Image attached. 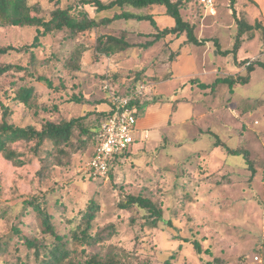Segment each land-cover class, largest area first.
Listing matches in <instances>:
<instances>
[{
    "label": "rangeland",
    "instance_id": "374dc122",
    "mask_svg": "<svg viewBox=\"0 0 264 264\" xmlns=\"http://www.w3.org/2000/svg\"><path fill=\"white\" fill-rule=\"evenodd\" d=\"M37 1L33 13L49 17L55 8L54 2ZM216 1V14H211L197 0L182 11L184 18L196 25L197 36L210 39L213 52H217L216 41L222 49L233 48L238 31L229 0ZM74 2L80 3V0H64L62 4ZM83 8L97 19L121 11L119 7L100 12L92 5ZM127 9L153 14L161 28L175 22L165 14L163 6H128ZM246 16L260 18L256 7L248 9ZM153 31L150 21L123 19L93 30L86 37L90 49L83 58L85 71L77 74L64 72L63 58H60L63 55L60 52L72 43L62 44V33L44 38L43 46L35 51L39 60L32 70L36 76L50 78L53 87L32 80L37 91V113L14 99L15 89L24 84L21 74L9 71L0 75V122L8 107L12 110L9 122L37 128L45 119L79 115L93 108V102L104 101V80L112 72L118 74L116 83L131 81L136 72L143 74L150 68L153 69L148 74L155 75L151 76L153 81L157 79L147 85L145 103L138 109V126L148 131L149 138L134 142L129 154L114 166L109 177L93 180L86 176L85 166L93 153L89 145L72 153L68 164L51 165L41 179L35 174L36 165L21 171L19 177L15 169H7L4 180L8 186L0 189V215L4 216H0V240L3 242L11 236V242L9 251L0 258L1 264H14L18 257L23 264H34L33 256H27L23 235L17 234L14 226L28 236L44 239L47 244L54 238L36 227L34 214L18 211L17 198L35 195H45L55 227L65 235L71 257L76 260L85 262L97 253L103 257L117 255L129 264L142 261L165 264L174 254L172 264H206L210 260L218 264L215 261L218 257L226 264H264L263 40H246L236 55L217 53L214 60L210 55L204 56L203 48L193 43L181 45L182 40L178 39L166 43L170 37L161 39L153 47L129 48L114 57L99 55L93 49L100 33L119 36L125 33L128 41L145 43L151 38L146 34ZM36 32L35 27L0 24V48L31 43ZM29 59V53L0 51V65H27ZM246 59H260L263 64H256L250 80L237 84L233 94L227 83H221L211 92L191 82V79L212 82L215 75L211 71L219 67L230 76L246 75ZM73 92H81L84 102L66 101ZM55 103H60V113L53 109ZM243 110L253 114L242 116L247 125L242 130L238 115ZM218 141L225 146L217 145ZM226 147L248 152L250 161L243 153H228ZM220 167L223 169L218 172ZM208 169L218 172L209 182L207 177L202 178ZM19 190L22 196L16 197ZM141 191L162 200L163 219L157 227L147 219L146 209L136 205L129 209L119 207L129 193L137 195ZM92 200L99 206L92 231L99 233L100 239L92 245L82 244L71 237L70 229ZM193 240H198L201 250ZM207 248L210 253L205 252Z\"/></svg>",
    "mask_w": 264,
    "mask_h": 264
},
{
    "label": "trees",
    "instance_id": "16d2710c",
    "mask_svg": "<svg viewBox=\"0 0 264 264\" xmlns=\"http://www.w3.org/2000/svg\"><path fill=\"white\" fill-rule=\"evenodd\" d=\"M52 1L54 2L55 8L51 10L49 17L46 18L38 13H33V9L38 2L37 0H0L1 25L30 26L35 27L37 31L31 43L22 44L21 46L9 45L0 48V51L4 53L15 51L17 53L30 54L27 65L12 63L0 65V75L9 71H16L21 74L20 78L24 81V84L15 89L14 99L22 103L29 110H34L35 113H37L38 106L35 100L37 91L32 80L37 79L38 81L46 82L49 87H53V81L50 78L44 75L36 76L35 71L32 70L39 60L35 51L43 46V39L47 36H55L62 33V44L72 43L63 52L57 51L61 54L63 53L59 57L63 58L62 67L64 72L68 74H77L85 71L83 58L85 52L90 49L86 43L87 35L93 30L107 27L117 20H147L153 25L155 31L146 34V36L151 38L145 43H131L126 39L125 33L120 36L110 33H100L96 37L93 45L95 53L114 57L131 47L149 48L161 39H167L168 37L170 39H167L166 43L169 44L182 36L185 37V43H193L195 45H203L210 40L208 38L198 37L196 34V25L186 20L182 14V11L187 9L194 0H110L109 2H104L103 0H80V3L74 2L67 6L62 4L64 0ZM197 1L202 5L199 0ZM85 5H92L99 12L115 7H119L121 11L115 13L113 16H104L97 19L89 15L83 8ZM153 5L163 6L165 8V14L174 19V24L161 28L153 14H141L127 9L128 6L143 8ZM239 6V0H229V7L232 10L238 31L235 46L231 49L223 50L219 43L217 41L215 42L217 43V51L220 54L234 53L236 55L246 40L254 39L257 34H260L264 38V23L261 20L251 22L246 16V11L242 10ZM51 61L54 62V60ZM244 64L247 70L246 75L219 76L210 83L201 82L197 79H191V82L197 84L202 89L209 88L211 91H215L219 84L227 83L229 85V91L233 94L237 84L250 80L251 73L255 69L256 64L263 63L260 59H246L244 60ZM143 74L142 71H138L131 81L116 83L118 74L117 72H112L109 78L106 77L104 83L109 81L116 86L117 91L127 93L142 82L149 85L156 81H153L152 77L146 75L145 72ZM26 78L29 79L25 80ZM75 86L73 85V87ZM145 97L146 92L135 103L141 107L145 103ZM66 98V101L80 104L84 102L85 96L81 92H73ZM231 98L230 96L228 100ZM102 102L107 103L108 107L105 109L100 108L99 106ZM93 105V108L86 110L84 113L72 115L69 118L59 116L55 119H45L41 123L40 128L31 124L21 126L9 122L8 118L12 115V110L5 107L3 119L0 122V189L8 186L6 180H4V175L7 174L6 171L10 167L18 172L17 175L19 177L22 176L21 171L36 165L38 168L35 174L41 179L48 172L51 165L68 164L71 154L78 148L89 145L94 151L99 143V128L111 115L112 110L107 96H105L104 101H95ZM43 108L47 111L46 106ZM175 108L176 104H174L173 110ZM53 109H57L55 112L60 113V103H55ZM221 144L225 146V143L221 141L217 142V145ZM226 148L230 154L243 153L247 160L250 161L248 152H242L240 148ZM127 153L128 151L118 155L110 162L107 173L108 177L111 175L114 166L122 163L121 160L127 156ZM208 176L205 175L202 178L206 179ZM14 189L16 190V187ZM18 192L19 194L16 197L22 196V191L19 190ZM44 196L39 197L35 195L31 198L16 199L20 202L18 211L34 214L36 227L44 235L49 234L54 237L47 244L44 242V239L42 240L37 236H28L18 226H14L13 230L17 234L23 235L25 246L28 249L27 256H33L34 264H129L117 255L103 257L97 253L91 255L85 262L73 259L71 257V250L67 247V240L64 239L65 235H61L55 227L53 222L54 216L47 209L45 204L46 197L43 198ZM135 205L148 211L147 219L150 220L153 227H157L159 221L163 219L164 209L162 200L154 199L149 196L147 191H141L137 195L129 193L126 199L119 203L121 209H129ZM11 208L14 209L15 206ZM98 210V204L94 200L90 201L81 218H77V223L70 229V234L73 239L82 244L89 245L99 241V233H93L92 231L94 229L93 221L96 219ZM0 216L4 217L3 215ZM10 238L11 236L8 239L5 238L6 240L4 239L3 242L0 240V258L9 251ZM193 242H195L198 250L202 249L198 240H193ZM205 252L210 253V249H205ZM173 259H175L174 254L165 261V264H172L171 260ZM215 261H218V264L227 263L219 257ZM28 262H30V259ZM14 264H23V261L18 257ZM140 264L155 263L142 261ZM206 264H214V261H207Z\"/></svg>",
    "mask_w": 264,
    "mask_h": 264
},
{
    "label": "built area",
    "instance_id": "2783aa9c",
    "mask_svg": "<svg viewBox=\"0 0 264 264\" xmlns=\"http://www.w3.org/2000/svg\"><path fill=\"white\" fill-rule=\"evenodd\" d=\"M199 1L207 11L216 14V0ZM103 89L112 112L99 128V143L85 166L86 176L93 180L107 175L110 162L129 151L134 142L149 138L148 131L138 127L139 106L135 103L146 92L147 84L142 82L125 93L117 91L116 86L107 81Z\"/></svg>",
    "mask_w": 264,
    "mask_h": 264
},
{
    "label": "crops",
    "instance_id": "0c3cea01",
    "mask_svg": "<svg viewBox=\"0 0 264 264\" xmlns=\"http://www.w3.org/2000/svg\"><path fill=\"white\" fill-rule=\"evenodd\" d=\"M239 7L242 9V7H243V9L242 10H244V11H246V13H247V11H248V9H250L251 7H256L257 8V13H259V16H260V18L259 17H256V18H254V19H249L251 22H253V21H255V20H261L263 23H264V0H239ZM251 6V7H250ZM260 34H257V36L254 38V39H259L260 41L261 40H263V43H264V38H261L260 36H259ZM182 40V41H181ZM178 41H181V45L182 44H186L185 43V37L184 36H182V39H178ZM130 42V41H129ZM131 43H142L141 41H135V42H131ZM210 41H207L205 44H203V45H197V46H200V47H202L203 48V54H204V56L206 55V57H208V55H210L211 56V60H212V57H213V60L215 59V55L218 53V51L217 52H213V48H211L210 47ZM155 44H153L152 46H150V47H153ZM131 48H135V47H131ZM130 48V49H131ZM261 48H262V51H261V53H262V55H264V44H262V46H261ZM223 50H225V49H223ZM214 63H215V61H214ZM150 69H153V68H150ZM150 69H148L145 73L147 74V75H150V76H155V75H151V74H148V71L150 70ZM240 69H244V67L243 66H240ZM211 72H213L212 74L213 75H215V78H217V77H219V76H227V75H229L225 70L224 71H221V68L219 67V68H217V69H213ZM198 81H201V80H199V79H197ZM156 81H157V79H156ZM155 81V82H156ZM201 82H204V81H201ZM197 85V84H196ZM220 85V84H219ZM211 92H213V91H211ZM105 105V103L103 104V107H101V105H100V108H102V109H105L106 107H108V105L106 104V107L104 106ZM227 105V104H226ZM176 109V108H175ZM245 114H250V115H252L253 114V112H246V111H242V113L240 114V115H238V118L242 121V130L243 129H247V125H246V122L245 121H243L241 118H242V116L243 115H245ZM140 126V125H139ZM138 126V127H139ZM141 127V126H140ZM139 127V128H140ZM141 129V128H140ZM142 130V129H141ZM144 130H146V129H144ZM246 132V131H245ZM129 154V151H128V153H127V155ZM263 155H264V151H263ZM261 165L262 166H264V161H262L261 162ZM208 168V167H207ZM221 169H223V167H220V168H218V172L219 171H221ZM263 170H264V168H263ZM218 172H216V173H213L212 171H210L209 169H208V173H207V175H209L208 177H207V182H209V181H211V180H213L214 179V177L217 175V173Z\"/></svg>",
    "mask_w": 264,
    "mask_h": 264
}]
</instances>
